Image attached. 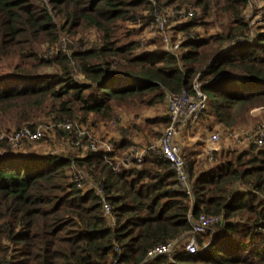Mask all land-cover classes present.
I'll return each instance as SVG.
<instances>
[{"label": "trees", "instance_id": "trees-1", "mask_svg": "<svg viewBox=\"0 0 264 264\" xmlns=\"http://www.w3.org/2000/svg\"><path fill=\"white\" fill-rule=\"evenodd\" d=\"M247 5L0 0L3 129L35 127L40 117L50 118L45 125L80 123L79 116L86 123L90 114L111 119L116 106L167 103V93L192 91L195 82L207 96L202 117L233 129L249 111L264 107V29L249 35ZM175 9L194 13L185 21L168 18L169 28L184 36L177 56L155 45L158 40L144 48L133 28L139 34L155 27L154 13ZM197 27L215 31L200 37ZM157 121L167 126L169 115ZM76 124L51 131L72 140ZM120 136L112 142V162L98 151L53 154L0 143V264H264V147L231 142L205 153L204 167L194 152L182 154L190 199L157 148L138 163L113 169V159L126 157L132 146L128 129ZM71 161L102 186L114 227L96 196L74 186ZM201 214L221 218L211 242L196 234L197 252L180 248L171 257L144 260L149 249L190 234Z\"/></svg>", "mask_w": 264, "mask_h": 264}, {"label": "built area", "instance_id": "built-area-1", "mask_svg": "<svg viewBox=\"0 0 264 264\" xmlns=\"http://www.w3.org/2000/svg\"><path fill=\"white\" fill-rule=\"evenodd\" d=\"M259 0H248L247 9H251L252 5ZM194 13L192 11H183L175 9L167 12L154 13V22L160 37L163 39V49L171 52L177 56L180 50V42L173 44V49L169 48V17H177L178 21H185L192 17ZM264 29V28H263ZM254 33L252 29L249 35ZM199 83L195 82L192 91L181 90L176 94L167 93L166 101L168 106L169 122L162 132L157 141V145H149L141 149L132 148L130 154L124 158L113 159L115 162L114 168L118 170L120 166L127 167L132 161L140 162L146 155L147 151L151 148H157L164 160L170 163V166L177 174V178L180 186L185 191L190 199H192V191L190 187V181L188 178V172L186 164L184 162L180 144L177 142L178 135L183 130H188L195 125L207 104V96L199 88ZM52 127H62L65 130L71 128V124L68 121L56 122L52 125H36L35 127H22L10 132H0V143H4L6 148L17 149L24 145L26 142L37 141L44 137ZM251 134V133H250ZM245 131H229L228 136L232 142L236 144H243V140H251L257 147H264V124H260L256 127L255 133L250 136ZM83 133L75 131L74 139L71 141L73 150L78 154H84L88 151L101 152L106 161L112 162L110 154L113 150L112 142L109 140L103 141L98 144L94 140L84 141ZM220 133L215 131L211 133L205 141L206 155H210L213 151L218 150L221 143H218ZM69 173L71 174V180L74 186L81 191H91L97 198L101 207V212L106 219L107 224L110 227L115 226V217L111 212V206L104 194L102 186L90 179L86 173L78 168L73 161H71ZM219 216H207L201 214L198 216L195 222L192 223V231L190 234L185 235L178 240L168 241L164 244L157 245L149 249L146 253V258L151 259L158 256L171 257L180 248L188 253H195L198 247L195 242V235L211 234L212 237L215 233V226L220 221ZM210 237V238H211Z\"/></svg>", "mask_w": 264, "mask_h": 264}, {"label": "rangeland", "instance_id": "rangeland-1", "mask_svg": "<svg viewBox=\"0 0 264 264\" xmlns=\"http://www.w3.org/2000/svg\"><path fill=\"white\" fill-rule=\"evenodd\" d=\"M244 14L245 20L248 22V25L252 29L253 33H256L258 30L264 28V0H259L257 3L253 4L252 8L250 10L246 9ZM198 15L199 12H197L195 15V19L201 21L198 18ZM137 28L138 26L133 28L136 30L135 38L142 42L144 48L149 49L154 47V45L151 44L152 40H158L155 45H163V39L162 41L159 39L157 28L156 26L154 27L153 24L145 26L139 34H137ZM168 29L170 36L169 48L173 49V44L178 42L181 44L184 36L183 33L177 32L174 28ZM214 31V29L205 31L203 28L197 27L195 33L200 37H204L210 33H214ZM164 115H168L167 103H159L152 107L142 109H126L124 107L116 106L114 107V112L111 119H101L90 114L86 123H83L80 120L81 116L76 119L80 121V123L76 122L75 120L68 122L71 124L72 128L74 127V123L79 124H76V131L83 133L82 136H85V138H83L84 141L94 140L98 144L107 140L110 142H117L121 137L120 130L128 129L129 137L132 141V146L130 149L136 148L137 150L148 147L149 145H157V141L166 127V125L159 124L157 120L159 117H163ZM154 120L157 122L153 123L152 121ZM48 121H51L50 118L40 117L34 122L36 125H45ZM260 124H264V107L254 108L249 111L246 120L234 126L233 129L223 126L212 116L202 117L201 115L199 123L195 129L192 132H190L192 127H190L188 130H183L178 135L177 142L180 144L181 152L184 155L193 151H197L198 154L196 153L195 158L197 161L201 162V167H204L203 161L205 158V141L211 133L215 131L219 132L220 138L218 139V143L222 144V141L225 138L232 142L231 138L227 135L229 131L243 130L249 134L251 133L250 136H252L255 133L256 127ZM4 127L5 126L0 121L1 133L5 132L3 129ZM13 129L15 128L12 127V130ZM72 140L67 136H59L57 133H55V131L49 130L44 139L34 143H24V146L28 145L30 148H34L40 152H52L53 154L68 155L73 152V147L71 145ZM243 141V144L241 143V145L238 144L237 146L245 147L248 141ZM203 151L204 154H201ZM210 235L211 234H207L208 239H210Z\"/></svg>", "mask_w": 264, "mask_h": 264}, {"label": "crops", "instance_id": "crops-1", "mask_svg": "<svg viewBox=\"0 0 264 264\" xmlns=\"http://www.w3.org/2000/svg\"><path fill=\"white\" fill-rule=\"evenodd\" d=\"M198 123H199V121H198L195 125L192 126L190 132H192V131L195 129V127L198 125ZM222 144H223V145H229V144H231V141H229V140H227V139L225 138V139H223ZM222 144H221V146H222ZM193 152L195 153V156H196V153L198 154L197 151H193ZM205 153H206V152H205ZM182 154H183V153H182ZM201 154H204V151L201 152ZM201 154H200V155H201ZM185 155H186V154H185ZM182 156H183V155H182Z\"/></svg>", "mask_w": 264, "mask_h": 264}, {"label": "water", "instance_id": "water-1", "mask_svg": "<svg viewBox=\"0 0 264 264\" xmlns=\"http://www.w3.org/2000/svg\"><path fill=\"white\" fill-rule=\"evenodd\" d=\"M214 236H215V233H214V235L210 238V241H209V242H211V241L213 240ZM144 260H148V259L145 258Z\"/></svg>", "mask_w": 264, "mask_h": 264}]
</instances>
